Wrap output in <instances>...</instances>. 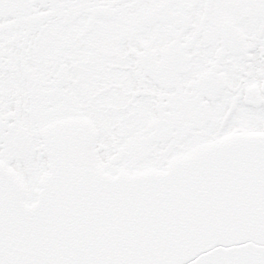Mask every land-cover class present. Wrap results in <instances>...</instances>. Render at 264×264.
Here are the masks:
<instances>
[{"label": "snow or ice", "instance_id": "6c2138e0", "mask_svg": "<svg viewBox=\"0 0 264 264\" xmlns=\"http://www.w3.org/2000/svg\"><path fill=\"white\" fill-rule=\"evenodd\" d=\"M0 264H264V0H0Z\"/></svg>", "mask_w": 264, "mask_h": 264}]
</instances>
